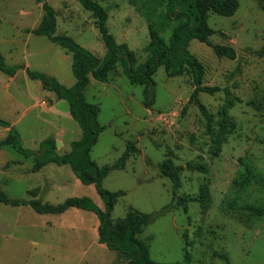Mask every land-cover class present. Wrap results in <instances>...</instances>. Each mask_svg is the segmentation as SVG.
Masks as SVG:
<instances>
[{"label":"rangeland","instance_id":"1","mask_svg":"<svg viewBox=\"0 0 264 264\" xmlns=\"http://www.w3.org/2000/svg\"><path fill=\"white\" fill-rule=\"evenodd\" d=\"M47 1L56 11L57 34L70 35L97 56H105L107 48L96 19L80 0ZM98 1L108 10L107 25L117 42L127 43L136 52L137 65L150 54L146 48L150 23L156 24L166 41L178 23L164 19L166 1ZM239 2L233 16L209 15V25L215 30L211 41L233 46L236 59L217 56L198 39L189 45L205 66L203 84L219 88L213 94L200 93L211 114L218 145L200 108L189 103L194 89L190 75L170 76L159 67L154 75L155 102L148 107L144 85L130 81L121 61L107 80L88 74L91 80L85 96L98 106L99 121L106 126L92 149L93 160L101 166L115 164L128 144H134L126 166L112 170L102 181L104 188L124 192L111 212V223L130 209L158 213L171 203L172 182L162 172L166 158L177 165L192 162L207 167L204 171L183 169L180 193L198 195L202 186H208L212 192L209 206L193 201L169 209L138 234L148 243L152 259L159 262L228 264L221 257L226 254L231 264H264V215L245 208L264 206V186L233 183L241 173V161L249 162L264 176V0ZM43 15L42 4L36 0H0V52L7 65L18 67L13 76L0 70V118L16 127L24 147L38 150L44 139L54 137L57 152L64 154L71 149V142L81 137L82 128L71 115L69 102L45 89L26 71L29 67L50 74L67 87L77 80L71 52L46 36L27 31L38 26ZM230 100L235 104L224 128L220 109ZM7 134L8 128L0 126V139ZM213 145L220 149L217 155L212 152ZM15 158L34 166L33 157L20 154L12 145L0 149L2 189L7 178L3 165ZM14 178L17 180L7 192L13 198H35L30 191L42 186L37 197L43 202L57 204L68 197L89 196L105 208L95 184L83 183L69 164L51 163L41 173L23 172ZM48 182H53L50 192L45 189ZM26 208L18 211L0 202V264L128 262L94 236L93 222L99 218L93 211L71 207L63 213L41 215L30 205Z\"/></svg>","mask_w":264,"mask_h":264},{"label":"trees","instance_id":"2","mask_svg":"<svg viewBox=\"0 0 264 264\" xmlns=\"http://www.w3.org/2000/svg\"><path fill=\"white\" fill-rule=\"evenodd\" d=\"M36 1L42 4L44 15L38 26L28 28L27 31L46 36L55 44L71 52L73 54L72 68L77 80L73 86L67 87L55 76L31 70L29 67L26 69L27 74L32 79L40 80L45 89L56 92L59 99H66L69 102L70 113L79 122L82 135L79 139L71 142V149L64 154L57 152V140L54 137H47L41 142L40 149L32 150L24 147L22 137L16 127L11 125L9 121L0 118V126L9 128L7 136L0 139V149L12 145L20 154L26 157L33 156V172L51 162L59 165L69 164L83 183L95 184L98 193L105 202V208H101L89 196H72L57 204L43 202L36 197L33 199L13 198L2 189L1 185L0 202L13 206L30 205L36 212L42 214L63 213L70 207L93 211L100 221L98 227L99 242L125 256L128 259L125 264H192L190 261L159 262L152 259L148 243L140 239L138 234L159 214H164L169 209L193 201L199 202L204 207L209 206L212 192L208 186H202L198 195L180 193L181 171L183 169L204 171L207 167L204 164L192 162L177 165L172 158H166L162 165V172L172 182L173 197L171 203L158 213H141L130 209L123 218L111 223V212L119 196L124 192L106 189L103 187L102 181L112 170L123 169L126 166L127 159L134 154V144H128L122 158L115 164L101 166L93 160L92 149L106 126L99 121L98 106L86 98L84 90L91 80L89 73L96 79L107 80L110 72L121 61L124 73L130 81L144 85V104L149 107L155 102L154 75L159 67L163 66L170 76L188 74L191 76L194 85L189 103H194L200 108L208 120V132L216 140L214 143L218 145L219 142L212 134L211 114L206 105L201 102L200 93L213 94L219 88L203 84L205 66L191 52L189 45L191 40L198 39L209 45L217 56L236 59L237 52L233 46L211 41L210 37L215 30L209 25V15L213 13L221 16H233L240 6L239 0H161V2L166 1L164 19L166 21H178V23L173 28L169 41H166L161 35L160 29L155 23H150V42L146 47L150 54L147 60L139 65H137L136 52L127 43H118L110 32L107 25L108 10L98 0H80V2L85 9L91 11L96 19V26L107 48L103 57L97 56L72 36L57 34V17L54 7L47 0ZM0 70L13 76L18 67L7 65L5 57L0 52ZM234 104V101L230 100L225 102L220 109L224 128L230 122L229 109ZM187 108L188 104L183 108V113L186 112ZM217 145L212 146V152L215 155L220 153ZM241 167L240 175L233 181L234 185L240 187H247L251 184L264 186V176L256 172V169L249 162L241 161ZM30 192L37 196L38 190L33 189ZM245 208L258 215H264V206L247 205ZM221 257L228 264H231L226 254H221Z\"/></svg>","mask_w":264,"mask_h":264},{"label":"crops","instance_id":"3","mask_svg":"<svg viewBox=\"0 0 264 264\" xmlns=\"http://www.w3.org/2000/svg\"><path fill=\"white\" fill-rule=\"evenodd\" d=\"M8 131H9V128H8ZM33 157V156H31ZM51 163H54V162H51ZM51 163H48L46 165H44L40 170L38 171H35L33 172L32 171V167L33 166H26V163H25V159L23 158H15V159H11V160H8L4 165H3V175H6V179L3 181V190H5L6 192H9L10 188L12 185H14L15 181L17 180L16 178L14 177H21L23 172L26 174H37V173H41V171H44V169L50 165ZM11 172V176L8 178V175L9 173ZM13 174V175H12ZM53 183V182H52ZM52 183H47L45 185V189L47 192H50L53 187L51 186ZM33 189H37L38 192H37V196H39V194L41 193L42 191V186H38V187H34ZM32 189V190H33ZM37 196H35L36 198H38ZM34 197L30 198V199H33ZM13 206V205H12ZM29 206V205H28ZM15 207L16 209H18V211H21V210H25L27 209V205H21V206H13ZM71 208V207H70ZM69 208V209H70ZM73 208H76V207H73ZM38 213V212H37ZM41 215H45V214H42V213H39ZM47 214H51V213H47ZM20 222V221H18ZM49 221H47L46 223L48 224ZM50 224H52L51 222H49ZM99 224H100V221L97 219L96 221L93 222V233H94V236H97L98 237V240H99V232H98V227H99ZM47 227V225H46ZM6 237H8V235H6ZM98 243V242H97ZM99 244V243H98ZM103 244V243H102Z\"/></svg>","mask_w":264,"mask_h":264},{"label":"water","instance_id":"4","mask_svg":"<svg viewBox=\"0 0 264 264\" xmlns=\"http://www.w3.org/2000/svg\"><path fill=\"white\" fill-rule=\"evenodd\" d=\"M58 144L60 145L61 143H60V142H58Z\"/></svg>","mask_w":264,"mask_h":264}]
</instances>
